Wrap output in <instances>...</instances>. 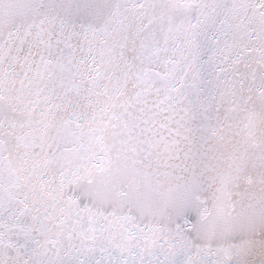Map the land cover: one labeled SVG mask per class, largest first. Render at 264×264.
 <instances>
[{
  "label": "snow or ice",
  "instance_id": "snow-or-ice-1",
  "mask_svg": "<svg viewBox=\"0 0 264 264\" xmlns=\"http://www.w3.org/2000/svg\"><path fill=\"white\" fill-rule=\"evenodd\" d=\"M0 264H264V0H0Z\"/></svg>",
  "mask_w": 264,
  "mask_h": 264
}]
</instances>
